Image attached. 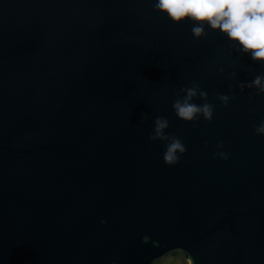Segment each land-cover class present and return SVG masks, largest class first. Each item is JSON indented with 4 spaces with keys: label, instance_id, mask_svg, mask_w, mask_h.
<instances>
[{
    "label": "water",
    "instance_id": "water-1",
    "mask_svg": "<svg viewBox=\"0 0 264 264\" xmlns=\"http://www.w3.org/2000/svg\"><path fill=\"white\" fill-rule=\"evenodd\" d=\"M154 3L0 0V264H264V64Z\"/></svg>",
    "mask_w": 264,
    "mask_h": 264
},
{
    "label": "clouds",
    "instance_id": "clouds-1",
    "mask_svg": "<svg viewBox=\"0 0 264 264\" xmlns=\"http://www.w3.org/2000/svg\"><path fill=\"white\" fill-rule=\"evenodd\" d=\"M154 8L166 14L176 23L191 21L192 32L197 38L206 34V29L218 30L224 34L234 47L252 60L264 64V0H155ZM243 86V82H242ZM248 87H255L264 93V73L257 74L247 82ZM186 96L174 102L176 114L186 120L199 119L202 114L206 120L213 118L214 106L193 101L197 95L195 88L186 89ZM206 96V93H202ZM222 99L227 102L228 97ZM169 126L166 118L157 117L151 138L166 139L163 158L169 165L180 161L187 151V146L180 137L169 136L165 129ZM258 134H264V120L255 126ZM223 142L221 141V146ZM214 155L228 159L229 152H217ZM147 241L148 237L145 236ZM113 264H116L113 261ZM152 264H193L187 250L174 247L154 259Z\"/></svg>",
    "mask_w": 264,
    "mask_h": 264
}]
</instances>
